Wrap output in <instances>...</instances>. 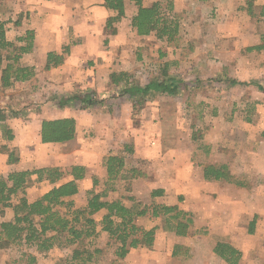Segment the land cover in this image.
I'll return each instance as SVG.
<instances>
[{
	"label": "crops",
	"instance_id": "obj_1",
	"mask_svg": "<svg viewBox=\"0 0 264 264\" xmlns=\"http://www.w3.org/2000/svg\"><path fill=\"white\" fill-rule=\"evenodd\" d=\"M6 1L8 5L14 7L16 13L24 16L22 21L15 20L14 17L5 20L7 37L16 41L29 30L34 35L32 50L24 53L21 58L23 65L33 67L34 76L29 80L16 82L13 86L16 88L32 86V91L46 89L53 93V97L43 105H37V111L33 102H27L29 109L26 111L10 112V107L15 102L1 96L0 103L5 105H0L3 107L0 111V174L7 176L14 170L60 166L62 164L59 162L41 163V150L55 147V152L62 151L63 156L69 157L75 151H65L68 145L84 140L79 145L81 147L76 149V152L80 151L84 155V161L77 162L84 164L86 169L84 182L95 175L94 178H97L100 184L106 183L108 171L105 158L111 154L122 155L125 158L124 169L139 168L144 164L143 168L140 167L144 173L132 180L128 199L114 195V192H117L116 183L114 190L109 191V199H121L127 206L133 204L132 198L143 205L152 203L178 205L180 209L191 212L193 218L188 233L178 235L174 230L164 227L165 218L162 216L139 217L138 222L148 229L156 228L152 248L145 246L131 248L124 258L114 257L115 264H230L214 251L219 241L230 243L241 252L236 264H264V258L259 256L261 255L259 251L263 249L258 245L255 248L256 259L246 262L249 243L248 237L243 233L241 238L236 233H232L229 238L222 236L217 242L213 241L212 245L206 243V239L211 237V231L208 238L203 233H197L198 228H201L197 224L202 226L201 221L204 219L212 221L239 218L241 222L247 218L243 211L240 213L226 211L228 191L223 193L224 191H220L218 187L220 184L231 186L230 193L236 195L238 191L242 193L247 190L250 184L238 187L226 180H207L202 166L191 162V156L186 154L182 146L183 133L178 116L161 112L163 106H168L166 103H169V100L149 99L142 105L137 104L140 108L137 112L133 100L127 95L121 96L119 88L112 83L110 77L112 72L132 73L137 60H140V56L137 59L131 55L136 49L134 39L144 41L152 36L139 35L133 27L134 34H131L129 29H124L127 16L132 18L137 12L135 8L132 14H129L132 2L126 0L125 16L108 26V18L117 13L106 8L104 0ZM174 1L177 5L178 0ZM66 46H69V51L64 53ZM50 52L63 54L64 61L47 69L46 63ZM86 93H92L95 97L97 102L94 105L81 107L77 101L60 103L62 98ZM65 117L76 119L75 137L63 142L43 143L40 134L42 121ZM9 133L14 136L13 139H8ZM170 136L175 139V145L165 147L162 139H168ZM14 148L19 151L20 159L9 164L7 162L9 149ZM53 154L59 157L57 155L59 153ZM246 156L252 160L249 164L255 170L249 168L246 162H242V170L235 163L231 164L227 160L223 162L230 166L232 173L241 171L248 178L255 174L258 180L264 182V148L258 153L247 152ZM70 178L69 175L68 179ZM262 188L264 189V183ZM154 190H160L161 193L153 196ZM216 194L218 199L215 198ZM262 197L264 198V193ZM231 199L229 197L228 201L231 202ZM247 205L249 207L248 203ZM248 207L244 204L241 209L247 210ZM4 210L7 215L2 219L9 220L14 217L11 207H5ZM256 212L254 219L259 218L258 210ZM103 213L104 211L95 214L97 221H100ZM263 217L264 215L260 216ZM98 232V236L106 234L101 230L100 224Z\"/></svg>",
	"mask_w": 264,
	"mask_h": 264
},
{
	"label": "rangeland",
	"instance_id": "obj_2",
	"mask_svg": "<svg viewBox=\"0 0 264 264\" xmlns=\"http://www.w3.org/2000/svg\"><path fill=\"white\" fill-rule=\"evenodd\" d=\"M154 1L156 0H145V4L150 5ZM160 1L165 8L170 2L173 3V13L180 23L179 31L172 42L161 40L154 33L144 41L134 39L136 49L131 52V55L137 59L140 56V60H137L135 70L129 73L132 80L140 84L146 83L160 76V68L165 62H171L170 73L181 80L179 93L155 94L148 96L145 102L149 99L169 100V103H166L168 106H163L161 112L178 116L183 133L182 146L186 154L191 156V162L203 168L205 163H224L223 160H227L231 164L235 163L240 170L243 167L242 162H246L249 168L255 170L249 164L252 160L247 159L246 153H258L264 148V91L254 84H231L230 80L250 82L256 79L264 82V49H248L250 46L264 42L262 37L264 0H178L177 5L174 0ZM130 4L129 14H132L137 6L133 2ZM249 5H252L255 15L248 12ZM0 11L4 20L13 17L15 20H24V16L16 13L14 7L8 5L6 0H0ZM124 29H129L128 31L134 34L130 16H127ZM1 73L0 69V77ZM32 88V86L5 88L0 84V99L1 96H6L15 102L12 106L15 108L10 107V112L26 111L29 109L27 102H33L37 111V105H43L53 97V93L46 89L32 91ZM2 104L4 103H0ZM135 109L137 112L140 110L138 105ZM1 110L3 107H0ZM82 142L84 140L68 145L65 151H75L69 157L63 156L62 151L55 152V147L41 150L40 161L45 164L59 162L62 164L59 167L65 172L74 164L84 166L82 163H77L84 161V155L80 151L76 152ZM162 142L165 147L175 145V139L172 136L162 139ZM53 153H59L57 154L59 157L57 158ZM241 158L245 160L242 161ZM143 165L140 167L143 168ZM141 168L140 170L144 173ZM234 173L237 177L245 178L250 182L248 189L242 193L238 191L236 195L230 193L231 186L227 187L226 184H220L218 189L224 191L223 193L228 191L226 211L229 213L243 211V215L247 218L241 222L239 218L212 221L204 219L201 221L202 226L197 224L201 227L198 228L197 233H203L208 238L209 232H212L211 237L206 239L207 245H212L213 241L217 242L222 236L229 238L232 233H236L241 238L243 233L248 237L249 254L246 261L248 263L256 259V245L262 247L263 250L259 251L261 254L259 256L264 258V217L260 218L264 215V198L262 197L264 182L258 180L255 174L248 178L244 172L234 171ZM193 174L196 175V172ZM94 177L95 175L85 182L84 179L79 181L80 192L73 197L74 208L82 207L84 203H87L88 191L94 187ZM68 178L67 174L62 181ZM117 181H115L117 192H114V195L128 199L125 181ZM51 187L52 184L48 181L39 182L36 176H33L27 185V196L30 200H35ZM104 188L106 183L99 182L97 189ZM229 197L232 198L231 202L228 201ZM215 198H219L217 194ZM244 204L248 207L247 210L241 209ZM60 209L65 212V208ZM256 210L259 212V218L254 219ZM6 215L4 208L0 206V223L4 221L2 217ZM93 217L97 219L95 215ZM252 221L255 222L254 232L250 231ZM88 240L86 239L85 243ZM91 244V248L102 249V252L95 255L92 262L115 264V258L118 256L114 251L115 245L109 243L107 233L95 237ZM75 246H57L45 253H37L34 247L26 245L0 247V264H24L21 257L23 252L37 254L38 264H81V261L74 262L71 259Z\"/></svg>",
	"mask_w": 264,
	"mask_h": 264
},
{
	"label": "trees",
	"instance_id": "obj_3",
	"mask_svg": "<svg viewBox=\"0 0 264 264\" xmlns=\"http://www.w3.org/2000/svg\"><path fill=\"white\" fill-rule=\"evenodd\" d=\"M137 6V12L131 18V25L139 35L155 34L159 39L172 42L176 39L180 23L173 13V3L165 8L160 0L150 5H145L144 0H129ZM104 6L116 11L110 16L107 25L120 20L126 14V0H104ZM248 12L255 15L252 5ZM264 10L262 11V14ZM33 32L29 30L26 35L20 36L16 41L7 37V22L2 19L0 11V69L2 87H11L16 82L29 80L34 76V69L21 63L24 53L30 52L33 47ZM264 38V34L262 36ZM249 50L264 49V42L250 46ZM69 51V46L64 48V53ZM64 61V55L55 52L48 54L46 68L58 66ZM171 62H165L160 68V76L148 80L146 83H137L132 80L131 74L126 71L112 72L111 81L116 85L121 96H129L134 104L143 103L148 96L155 94L175 95L181 89V80L170 73ZM231 84H254L264 91V82L252 80L250 82L230 80ZM79 102L87 107L97 101L92 93L73 94L60 100L61 104ZM41 141L63 142L73 139L76 134V119L65 117L60 119H45L41 125ZM9 133L8 139H13ZM19 151L9 149V164L18 162ZM108 171L106 188L97 190L99 183L94 178V187L88 191L87 203L82 207L74 208L73 196L79 190V181L84 179L86 169L83 165H72L65 172L59 166H48L27 170H14L7 176L0 174V206L11 207L14 217L0 223V247L11 245H26L34 247L37 253H45L54 247L73 246L71 259L81 264H88L94 260L96 254L102 252L99 247L91 248V243L98 236V225L109 236V243L115 245V254L124 258L131 248L145 246L152 248L155 240V227L148 229L138 222L139 217L162 216L164 227L174 230L178 235H186L193 222L191 212L180 209L178 205L152 203L143 205L142 202L132 198L133 204L127 206L121 199H109V191L114 190L115 181H125V189H132V180L143 172L137 168L124 169L125 158L122 155H109L105 158ZM204 177L207 180H226L238 187H246L250 182L239 178L232 173L226 163L203 164ZM71 178L62 181L64 176ZM36 176L37 181H48L52 187L39 198L30 200L27 196V183ZM154 190L152 195L160 194ZM60 208H65V212ZM104 211L100 221L93 215ZM252 223L253 232L254 224ZM86 239H89L85 243ZM214 251L228 261L236 264L241 252L230 243L219 241ZM24 264H38V256L34 253L23 252L21 255Z\"/></svg>",
	"mask_w": 264,
	"mask_h": 264
}]
</instances>
